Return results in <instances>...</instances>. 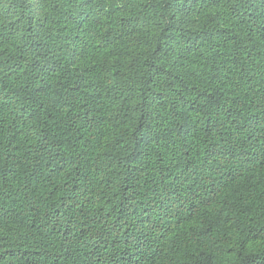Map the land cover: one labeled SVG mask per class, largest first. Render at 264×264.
I'll return each instance as SVG.
<instances>
[{"label": "trees", "instance_id": "1", "mask_svg": "<svg viewBox=\"0 0 264 264\" xmlns=\"http://www.w3.org/2000/svg\"><path fill=\"white\" fill-rule=\"evenodd\" d=\"M0 264H264V0H0Z\"/></svg>", "mask_w": 264, "mask_h": 264}]
</instances>
